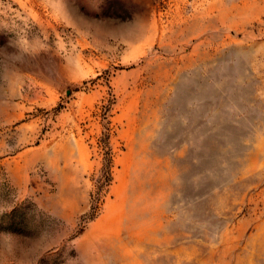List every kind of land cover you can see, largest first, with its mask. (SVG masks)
<instances>
[{
    "label": "rangeland",
    "instance_id": "374dc122",
    "mask_svg": "<svg viewBox=\"0 0 264 264\" xmlns=\"http://www.w3.org/2000/svg\"><path fill=\"white\" fill-rule=\"evenodd\" d=\"M0 264H264V0H0Z\"/></svg>",
    "mask_w": 264,
    "mask_h": 264
}]
</instances>
